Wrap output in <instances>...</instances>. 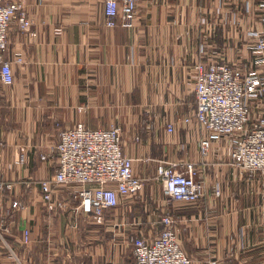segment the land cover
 Wrapping results in <instances>:
<instances>
[{
	"label": "crops",
	"instance_id": "1",
	"mask_svg": "<svg viewBox=\"0 0 264 264\" xmlns=\"http://www.w3.org/2000/svg\"><path fill=\"white\" fill-rule=\"evenodd\" d=\"M263 3L138 0L131 27L108 28L101 0H25L32 25L11 23L3 51L21 62L12 63L11 84L0 81V226L8 228L0 264H135L133 239L154 238L166 214L192 264H264V179L230 165L226 138L202 159L192 118L194 63L225 59L249 70L245 33L263 27ZM257 100L264 104L248 101L251 119ZM79 123L119 126L123 153L144 179L99 222L76 210L77 185L54 187L51 211L40 193L56 168L59 132ZM173 161L196 165L197 202L171 201L155 179L156 167Z\"/></svg>",
	"mask_w": 264,
	"mask_h": 264
},
{
	"label": "built area",
	"instance_id": "2",
	"mask_svg": "<svg viewBox=\"0 0 264 264\" xmlns=\"http://www.w3.org/2000/svg\"><path fill=\"white\" fill-rule=\"evenodd\" d=\"M25 0H0V81L9 85L13 80L12 63L21 62L3 57L7 46V32L15 22L19 29L28 30L32 21L24 9ZM105 25L131 27L138 0H101ZM264 12V3L262 4ZM263 27L248 29L244 46L251 58L247 71L232 67L227 60L196 61L194 75L195 107L192 118L203 136L198 141L202 159L209 154L211 141L226 138L230 142V165L241 173H259L264 179V104L257 100L256 113L250 116L249 100L264 97V13L257 16ZM191 120L185 117L184 122ZM167 132L173 125H166ZM56 168L40 183L42 200L48 210L53 188L77 185L76 210L94 222L102 219L105 209L114 208L120 197H131L140 192L144 179L134 175L132 160L123 153L121 129L111 125L105 129H89L77 124L61 130L55 146ZM194 163L178 161L159 164L155 179L165 195L176 203H195L203 196V184L197 180ZM17 203L13 202L12 206ZM162 230L152 239L137 236L132 241L135 264H192L181 250L174 230V218L160 219ZM2 232L8 228L0 226ZM29 241V232L22 233V243ZM211 264V263H208Z\"/></svg>",
	"mask_w": 264,
	"mask_h": 264
}]
</instances>
